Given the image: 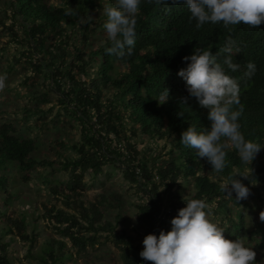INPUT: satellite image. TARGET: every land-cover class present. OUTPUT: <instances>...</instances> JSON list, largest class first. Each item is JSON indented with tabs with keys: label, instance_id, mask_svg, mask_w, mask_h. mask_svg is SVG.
<instances>
[{
	"label": "trees",
	"instance_id": "1",
	"mask_svg": "<svg viewBox=\"0 0 264 264\" xmlns=\"http://www.w3.org/2000/svg\"><path fill=\"white\" fill-rule=\"evenodd\" d=\"M2 1L12 11L14 22L10 30L14 41L24 48L19 57L14 56L8 62V70L21 66L42 75L44 80L39 82L35 79L33 86L43 85L49 89L56 84L61 90L59 104L81 124V139L73 144L78 156L62 155L60 160L62 168L70 172V177L64 189L58 184L54 187L74 213L55 205L47 208L50 215H56L59 225L55 229L59 235L67 237L77 248L75 254L86 252L88 245H94L99 239L97 233L103 230L117 240L124 264H142L144 261L140 256L143 241L136 242L131 236L118 234L111 221L103 220L101 207L114 198L106 195L98 201L84 198L86 172L90 170L98 175L105 165L112 163L125 166L126 176L133 182H140V187L154 177L161 178L164 184V190L160 191L157 184L149 185L151 202L139 206V217L148 226L146 235L155 233L159 236L161 230H171V220L182 206H186L184 197L203 198L212 205L215 217L221 218L226 238L240 239L248 245L256 242L264 249V221L259 216L256 224L250 227L246 220L248 211L254 206L259 212L264 211V191H259L260 187L255 182L256 179L264 181V147L251 165L242 164L237 151L231 149L224 172L213 171L206 158H199L195 150L181 143L182 133L190 124L196 125L198 130H210L211 121L208 119L209 109L202 108L197 99L190 96L185 80L178 75L180 69L187 68L190 63L184 60L185 56L192 55L197 47L216 53L231 35L243 48L242 52L233 55V61L241 65L240 70L232 72L226 69L240 85V103L243 105L239 117L241 131L246 139L264 146V24L256 28L241 24L235 26L231 33L222 24L206 23L197 29V21L190 19L189 10L183 3L157 6L141 0L133 53L120 58L105 52L111 43L107 34L96 45L89 44L97 29L106 33L104 9L114 5L115 0ZM100 10L103 12L96 20L95 14ZM249 61L257 67L251 78L243 75ZM30 78L28 76L25 82ZM47 79L52 83L49 81L50 84L46 85ZM164 89L169 90L170 98L160 105L155 98ZM38 92L41 94V98H37L39 101H51L48 91ZM26 109L25 119L32 114L47 112L40 106ZM17 131L14 122L0 125L1 166L15 164L21 172L29 173L56 163L48 158L35 157L36 140L21 137ZM138 131L165 139L168 158L161 162L156 173L147 167L142 151L131 140V135ZM111 134L113 139L109 138ZM121 144L123 148L118 146ZM62 145L66 146V143ZM251 168L255 184L252 179L237 178L249 187V196L257 198L255 205L246 199L237 200L235 192L229 198L219 190V184L230 174L244 169L251 171ZM25 178L29 179L28 176ZM187 180L193 187L190 195H187L188 188L184 184ZM9 185L8 178L0 176V190L9 189ZM167 193L169 198L164 200ZM14 198L13 193H8L6 201ZM164 201L174 204L173 214L161 219ZM0 213V224H6L0 230V264H15L10 256V247L16 236L26 243L27 257L39 264H57L74 255L67 241L61 237L52 236L40 242L35 229L28 230L26 213L13 216L1 209ZM159 219L158 226H154ZM9 234L11 238L6 240L5 236Z\"/></svg>",
	"mask_w": 264,
	"mask_h": 264
},
{
	"label": "rangeland",
	"instance_id": "2",
	"mask_svg": "<svg viewBox=\"0 0 264 264\" xmlns=\"http://www.w3.org/2000/svg\"><path fill=\"white\" fill-rule=\"evenodd\" d=\"M52 3L56 4L57 2L52 1ZM102 12L103 10H100L99 14H95L96 20ZM11 14V9L7 8L0 0V75L7 77L6 87L0 91V125L4 122L16 123L19 136L36 140L37 150L33 155L37 158H48L56 163L52 166L38 167L29 173L21 172L15 164H8L5 167L0 165V176H6L10 183L9 189L0 190V209L13 216L26 213L29 223L28 230L35 229L39 241L43 242L52 236L61 237L55 229L56 225H59L56 215H54L55 217L50 215L48 210L52 205L74 213V210L65 204L66 199L54 191V187L58 184L62 185L61 187L64 189L70 177V172L62 168L60 160L62 155L78 156L73 144L81 139V124L59 104L58 96L61 95V90H58L56 84L51 85L49 89L43 85L33 86L32 82L35 79L40 82L44 80V77L34 74L30 68L21 66L13 71L8 70V62L11 58L19 57L21 50L24 49L14 41L11 33L10 26L14 22ZM105 34L104 31L97 29L92 34L89 44L96 45L104 38ZM28 76L31 78L26 83L25 79ZM49 81L50 79L46 80V85ZM67 87L68 85H65V88ZM38 91H48L51 101L47 103L39 101L37 98H41V94ZM36 106H40L47 112L38 115L32 114L25 119L26 108H35ZM127 133L130 134V131ZM109 138L113 139L112 134ZM131 140L142 151L141 156L147 161V167L156 173L157 167L164 159L168 158L165 139L144 135L138 131L136 135H131ZM62 143H66V146H63ZM118 146L124 147L122 144ZM125 170V166L112 163L105 165L103 171L98 175H94L90 170L87 171L84 177V182L87 183L84 198L87 201H98L102 195L109 196L110 199L114 198L112 202L103 203L101 207L104 214L103 220L111 221L118 234H124L126 237L131 236L136 242H142L148 231V226L139 217V206L151 202L152 194L149 185L157 184L159 191L164 190L165 187L159 177H154L152 181L148 182L142 179L141 181L146 182L147 186L140 187V182L130 180L126 176ZM139 170L138 168V174ZM25 176H28L29 179H26ZM255 182L260 187L259 191L263 192L264 181L256 179ZM184 184L188 188L187 195H190L193 191L192 185L188 180ZM8 193H13L15 198L6 201ZM163 198L164 200L168 199V193L164 194ZM246 201L255 205L257 198L248 196ZM164 204L161 209V219L169 211L167 209L174 205L166 202ZM233 208L235 207L233 206ZM259 216L260 212L254 206V209H250L247 213V226L253 227ZM211 220L223 228L221 218L215 217L213 211ZM159 222L160 219L154 226H158ZM3 226H6L4 222L0 224V230ZM11 236V234L6 235L5 239L10 240ZM97 236L99 238L97 242L94 245H88L87 251L81 254H75L77 248L71 244L67 237H61L67 241L68 247L74 255L57 264H124L117 240L103 230L99 231ZM245 245L252 247L257 253L256 264H264V249L258 247L256 242H249V245L245 243ZM10 256L15 264H39L37 260L27 257V245L17 236L11 242Z\"/></svg>",
	"mask_w": 264,
	"mask_h": 264
},
{
	"label": "clouds",
	"instance_id": "3",
	"mask_svg": "<svg viewBox=\"0 0 264 264\" xmlns=\"http://www.w3.org/2000/svg\"><path fill=\"white\" fill-rule=\"evenodd\" d=\"M148 3L157 6L183 3L190 19L197 21V29L206 23L222 24L231 33L241 24L250 28L264 24V0H148ZM140 6L141 0H115L114 5L105 7L107 19L103 27L111 42L105 49L108 55L120 58L132 55ZM242 51V46L229 35L216 53L197 47L192 55L184 57L185 61H190L187 68L178 72L190 96L195 97L202 108L209 109L211 121L210 130H198L196 125L190 124L182 133L181 143L195 150L199 158H206L216 173L224 172L228 166L229 150L237 151L242 164L251 165L264 147L246 139L241 131L240 85L226 70H240L241 65L233 61V55ZM256 71V64L249 61L243 75L251 78ZM6 79V75H0V91L6 87ZM169 98V90L164 89L155 99L163 105ZM252 174V168L233 172L219 184V190L229 198L235 192L237 200L247 199L250 189L237 177L252 179ZM252 183L255 184L254 179ZM184 200L186 206L171 220V230H161L159 236L155 233L145 236L140 252L144 260L151 264H256L257 253L252 247L240 239L226 238L224 229L211 220L212 205L206 199L184 197ZM260 220L264 221V211L260 212Z\"/></svg>",
	"mask_w": 264,
	"mask_h": 264
},
{
	"label": "built area",
	"instance_id": "4",
	"mask_svg": "<svg viewBox=\"0 0 264 264\" xmlns=\"http://www.w3.org/2000/svg\"><path fill=\"white\" fill-rule=\"evenodd\" d=\"M167 210H169V211H167L165 213V215L163 216V218L168 217L169 215H171L173 213L172 207H169ZM146 263H147V260H144L142 264H146Z\"/></svg>",
	"mask_w": 264,
	"mask_h": 264
}]
</instances>
